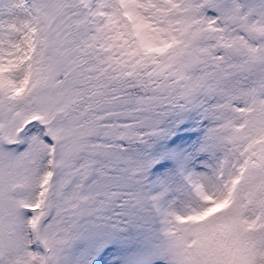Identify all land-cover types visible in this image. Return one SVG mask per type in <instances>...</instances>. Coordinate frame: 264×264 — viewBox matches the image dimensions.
I'll return each instance as SVG.
<instances>
[{
    "label": "snow or ice",
    "instance_id": "obj_1",
    "mask_svg": "<svg viewBox=\"0 0 264 264\" xmlns=\"http://www.w3.org/2000/svg\"><path fill=\"white\" fill-rule=\"evenodd\" d=\"M0 264H264V0H0Z\"/></svg>",
    "mask_w": 264,
    "mask_h": 264
}]
</instances>
